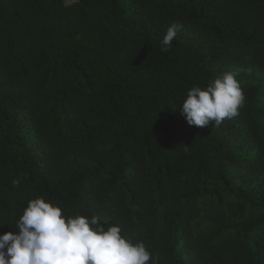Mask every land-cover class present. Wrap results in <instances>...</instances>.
<instances>
[{"label": "trees", "instance_id": "obj_1", "mask_svg": "<svg viewBox=\"0 0 264 264\" xmlns=\"http://www.w3.org/2000/svg\"><path fill=\"white\" fill-rule=\"evenodd\" d=\"M0 0V264H264V0Z\"/></svg>", "mask_w": 264, "mask_h": 264}, {"label": "rangeland", "instance_id": "obj_2", "mask_svg": "<svg viewBox=\"0 0 264 264\" xmlns=\"http://www.w3.org/2000/svg\"><path fill=\"white\" fill-rule=\"evenodd\" d=\"M66 3H69L70 1L65 0Z\"/></svg>", "mask_w": 264, "mask_h": 264}]
</instances>
